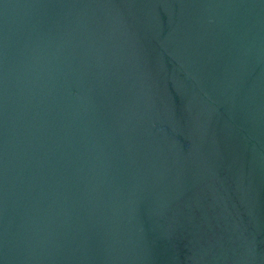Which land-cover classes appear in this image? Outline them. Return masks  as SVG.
Masks as SVG:
<instances>
[{
	"label": "water",
	"instance_id": "1",
	"mask_svg": "<svg viewBox=\"0 0 264 264\" xmlns=\"http://www.w3.org/2000/svg\"><path fill=\"white\" fill-rule=\"evenodd\" d=\"M0 264H264V0H0Z\"/></svg>",
	"mask_w": 264,
	"mask_h": 264
}]
</instances>
